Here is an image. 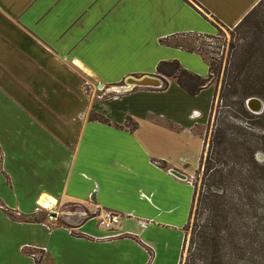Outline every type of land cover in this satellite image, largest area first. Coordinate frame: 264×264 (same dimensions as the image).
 Here are the masks:
<instances>
[{"label": "crops", "instance_id": "0c3cea01", "mask_svg": "<svg viewBox=\"0 0 264 264\" xmlns=\"http://www.w3.org/2000/svg\"><path fill=\"white\" fill-rule=\"evenodd\" d=\"M261 1L0 0V264H180L216 88L135 82Z\"/></svg>", "mask_w": 264, "mask_h": 264}, {"label": "trees", "instance_id": "16d2710c", "mask_svg": "<svg viewBox=\"0 0 264 264\" xmlns=\"http://www.w3.org/2000/svg\"><path fill=\"white\" fill-rule=\"evenodd\" d=\"M184 1L195 7L194 0ZM227 30L244 44L230 54L221 87H216L208 125L214 119V127L209 141L204 137L196 173L200 181L193 183L180 264H264V112L254 114L246 105L253 97L264 102V0L236 28ZM185 50L202 54L199 49ZM222 70L215 60L209 62L206 78L178 61H162L157 68L163 78L160 89H167V79H174L191 96L212 86ZM215 103L224 110L219 120ZM95 119L109 123L104 117ZM126 127L134 131L138 124L128 119ZM35 260L41 264V259Z\"/></svg>", "mask_w": 264, "mask_h": 264}, {"label": "rangeland", "instance_id": "374dc122", "mask_svg": "<svg viewBox=\"0 0 264 264\" xmlns=\"http://www.w3.org/2000/svg\"><path fill=\"white\" fill-rule=\"evenodd\" d=\"M216 27L218 32L214 36L206 37L191 35L181 39L178 43H180V46L184 47L185 49H199L208 62H213L215 60L216 63H220L222 65L223 70L221 71V74L219 76H214L213 79V86L215 88H220L224 78L225 68L228 65V61L231 57L230 54L234 52L237 47L243 45L244 40L240 39L238 35L233 36L231 31L221 27L220 25L216 24ZM216 81H218V83H216ZM219 106H221V104H219ZM215 107L216 119L219 120L224 110L221 107L217 108V103H215ZM213 127L214 119L212 120L210 127L207 126L206 129H199V133L202 134L203 137H207L209 141ZM191 181H193L192 184L200 181L197 174H195V177ZM84 218H88V215L85 214ZM93 225L94 224H92V226Z\"/></svg>", "mask_w": 264, "mask_h": 264}, {"label": "water", "instance_id": "95a60500", "mask_svg": "<svg viewBox=\"0 0 264 264\" xmlns=\"http://www.w3.org/2000/svg\"><path fill=\"white\" fill-rule=\"evenodd\" d=\"M149 78V77H148ZM147 77H144L141 80L136 81V86H141V87H160L161 84L163 83V78L161 77H153L154 80H149ZM246 105L248 107V109L250 111H252L255 114H261L262 112H264V102L256 97L253 98H249L246 100ZM259 158L262 159L263 156L261 154H259ZM177 175L184 177L183 175L174 172Z\"/></svg>", "mask_w": 264, "mask_h": 264}, {"label": "built area", "instance_id": "2783aa9c", "mask_svg": "<svg viewBox=\"0 0 264 264\" xmlns=\"http://www.w3.org/2000/svg\"><path fill=\"white\" fill-rule=\"evenodd\" d=\"M117 88H118L117 90L119 93H125V92H129L133 90L134 87H130L127 85H120V87H117ZM172 175L180 180H187L186 177H181L174 172H172ZM190 182L192 183L193 181H190ZM120 220H121V217L119 215L112 214V213H106L99 218V226L106 230H112L114 226L120 223Z\"/></svg>", "mask_w": 264, "mask_h": 264}]
</instances>
